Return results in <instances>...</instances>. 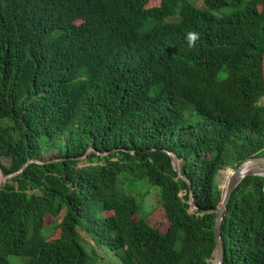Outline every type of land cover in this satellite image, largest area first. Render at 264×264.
Segmentation results:
<instances>
[{"label":"trees","instance_id":"1","mask_svg":"<svg viewBox=\"0 0 264 264\" xmlns=\"http://www.w3.org/2000/svg\"><path fill=\"white\" fill-rule=\"evenodd\" d=\"M150 1L0 0V264H213L219 173L264 156V0ZM220 235L264 264V176Z\"/></svg>","mask_w":264,"mask_h":264},{"label":"rangeland","instance_id":"2","mask_svg":"<svg viewBox=\"0 0 264 264\" xmlns=\"http://www.w3.org/2000/svg\"><path fill=\"white\" fill-rule=\"evenodd\" d=\"M159 1L160 0H151L150 1L151 3L149 4L157 5ZM190 2L197 7H201L203 5V0H190ZM173 18H178V17L175 16L167 17L165 18V21H171ZM263 102H264V98H263ZM56 152H57L56 149H53L48 152H43L41 157L44 159L53 158ZM173 161H174L175 169L179 170L178 160H176L173 157ZM232 171H233L232 168H225L220 171L218 180L221 188L224 189L226 187L227 178ZM4 181L5 179L0 176V184ZM121 186L125 191L130 192L137 197L138 201L141 204L142 212L148 216V219L151 221V223L156 224L161 228H163L162 224H164L165 220L163 218V213L161 211V208L157 205V201L155 199L156 198L155 188L148 187L146 183L143 182H130V181L129 182L125 181V183H123ZM181 194H183V192ZM192 209L194 208L191 207V210ZM54 223H55V218H53L50 215H45L44 224L47 227V229L51 228L54 225ZM57 235H58V229L55 230L54 235L52 237H57ZM214 258L212 260L213 263L215 261ZM8 261L9 264H24L23 258L13 255L8 256Z\"/></svg>","mask_w":264,"mask_h":264},{"label":"water","instance_id":"3","mask_svg":"<svg viewBox=\"0 0 264 264\" xmlns=\"http://www.w3.org/2000/svg\"><path fill=\"white\" fill-rule=\"evenodd\" d=\"M172 163L174 166L173 158H172ZM19 171H21V169L18 170L17 172ZM179 175L182 177L181 173H179ZM250 175L264 176V156L246 158L235 167V169L230 173V175L227 178L226 187L224 188L222 199L217 205V211L214 218L213 231H214V240H215V252H214L215 261L213 264H223L224 249L220 235V228L229 197L236 188V186L238 185V183L244 177ZM0 176L3 177L4 179L8 177V176H4L1 173V171H0ZM191 207L195 208V206L193 205H191Z\"/></svg>","mask_w":264,"mask_h":264},{"label":"clouds","instance_id":"4","mask_svg":"<svg viewBox=\"0 0 264 264\" xmlns=\"http://www.w3.org/2000/svg\"><path fill=\"white\" fill-rule=\"evenodd\" d=\"M186 38L189 41V46L193 47V46H195V41L197 39H199V33L189 32V33H187V37Z\"/></svg>","mask_w":264,"mask_h":264}]
</instances>
